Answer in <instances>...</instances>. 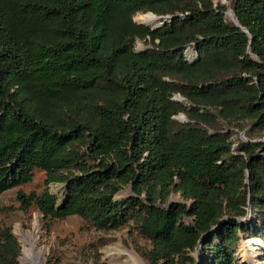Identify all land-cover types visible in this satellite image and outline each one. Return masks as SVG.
<instances>
[{
  "label": "trees",
  "instance_id": "obj_1",
  "mask_svg": "<svg viewBox=\"0 0 264 264\" xmlns=\"http://www.w3.org/2000/svg\"><path fill=\"white\" fill-rule=\"evenodd\" d=\"M34 169L41 224L130 227L145 264H245L244 234L264 260V0H0V192Z\"/></svg>",
  "mask_w": 264,
  "mask_h": 264
},
{
  "label": "rangeland",
  "instance_id": "obj_2",
  "mask_svg": "<svg viewBox=\"0 0 264 264\" xmlns=\"http://www.w3.org/2000/svg\"><path fill=\"white\" fill-rule=\"evenodd\" d=\"M145 14L147 13L135 12L132 19L141 23L140 18ZM143 46L141 40H135L133 48L140 49ZM179 117L182 115L179 114ZM42 178V170L34 169L29 181L0 192V227L8 226L16 239L19 245L17 260L20 264H30L25 258V254L29 252L28 245L22 241L20 235L30 231L34 224L37 227L34 244L41 249L40 264H138L137 259L139 264H145L135 248L147 246V241L130 227L97 230L74 214L62 218L46 217L42 225L38 219L39 214L32 206L23 211L16 198L17 189L23 193L29 190L38 192L43 186ZM47 186L53 193L60 191L58 183L49 182ZM128 193V187H122L113 197L119 198ZM170 198L176 199L177 195L171 194ZM183 220L188 218L184 216ZM245 240L250 241L246 249L241 247ZM262 245L259 238L244 234L239 238L234 252L235 258L245 264H253L252 260H256L255 264H264V260L260 258L263 255Z\"/></svg>",
  "mask_w": 264,
  "mask_h": 264
},
{
  "label": "bare ground",
  "instance_id": "obj_3",
  "mask_svg": "<svg viewBox=\"0 0 264 264\" xmlns=\"http://www.w3.org/2000/svg\"><path fill=\"white\" fill-rule=\"evenodd\" d=\"M140 20H141V23L146 24V25H150L151 27L155 26L158 23V18L155 15L151 14V12L143 15L140 18ZM36 230H37V227H36V224H34L32 226V229L30 231L24 232V233H22L20 235L21 238H22V241L25 244L28 245V251L29 252H27L25 254V258L27 259V261L30 264H40L39 256L41 255L40 254L41 249L38 248V247H36L35 244H34V242H35V236H36ZM249 242H250L249 240L243 241L242 244H241L242 245L241 247L244 248V249H246L248 247ZM262 247H263V245H262ZM255 261L256 260H252V262H254L253 264H255ZM136 263L139 264V260L138 259H137V262Z\"/></svg>",
  "mask_w": 264,
  "mask_h": 264
},
{
  "label": "water",
  "instance_id": "obj_4",
  "mask_svg": "<svg viewBox=\"0 0 264 264\" xmlns=\"http://www.w3.org/2000/svg\"><path fill=\"white\" fill-rule=\"evenodd\" d=\"M150 12V11H149ZM225 12L229 15V17H230V19L235 23V24H237L236 23V19H235V17H234V15H233V12H232V10H231V8L230 7H227L226 8V10H225ZM152 13V12H151ZM154 14V13H153ZM157 18H158V23L157 24H159L160 22H162V20L164 19V15H159V14H154ZM156 24V25H157ZM155 25V26H156ZM243 31H245V28H243V27H240ZM241 134V133H240ZM242 138H243V136H241ZM247 202H248V200H247ZM247 212H248V207H246V213H245V215L244 216H238V217H235L237 220H242V219H244V217L247 215ZM197 246H198V242H197V244L195 245V247H194V256H195V258L197 257Z\"/></svg>",
  "mask_w": 264,
  "mask_h": 264
}]
</instances>
